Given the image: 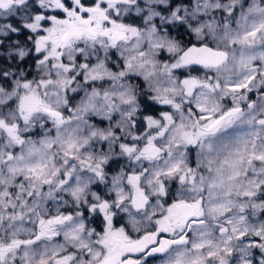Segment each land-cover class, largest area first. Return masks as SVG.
Here are the masks:
<instances>
[{
    "label": "snow or ice",
    "instance_id": "obj_1",
    "mask_svg": "<svg viewBox=\"0 0 264 264\" xmlns=\"http://www.w3.org/2000/svg\"><path fill=\"white\" fill-rule=\"evenodd\" d=\"M264 264V0H0V264Z\"/></svg>",
    "mask_w": 264,
    "mask_h": 264
},
{
    "label": "rangeland",
    "instance_id": "obj_2",
    "mask_svg": "<svg viewBox=\"0 0 264 264\" xmlns=\"http://www.w3.org/2000/svg\"><path fill=\"white\" fill-rule=\"evenodd\" d=\"M149 264H156V261L151 260L149 261Z\"/></svg>",
    "mask_w": 264,
    "mask_h": 264
},
{
    "label": "flooded vegetation",
    "instance_id": "obj_3",
    "mask_svg": "<svg viewBox=\"0 0 264 264\" xmlns=\"http://www.w3.org/2000/svg\"><path fill=\"white\" fill-rule=\"evenodd\" d=\"M151 261V260H150Z\"/></svg>",
    "mask_w": 264,
    "mask_h": 264
}]
</instances>
